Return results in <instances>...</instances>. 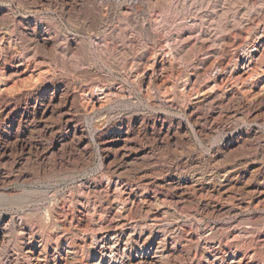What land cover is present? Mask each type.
Listing matches in <instances>:
<instances>
[{"label": "rangeland", "instance_id": "1", "mask_svg": "<svg viewBox=\"0 0 264 264\" xmlns=\"http://www.w3.org/2000/svg\"><path fill=\"white\" fill-rule=\"evenodd\" d=\"M60 231L62 264H264V0H0V264Z\"/></svg>", "mask_w": 264, "mask_h": 264}, {"label": "bare ground", "instance_id": "2", "mask_svg": "<svg viewBox=\"0 0 264 264\" xmlns=\"http://www.w3.org/2000/svg\"><path fill=\"white\" fill-rule=\"evenodd\" d=\"M27 203V202H26ZM93 211V210H92ZM47 212V211H46ZM45 212V213H46ZM50 212V211H49ZM106 215H108V217L110 216V214H111V211H109V209L108 210H106V211H103ZM125 213V212H124ZM50 214V213H49ZM93 214H95V213H93ZM96 214H97V212H96ZM95 214V215H96ZM123 215V214H122ZM48 216V215H47ZM92 216V215H91ZM116 216H118V213H117V215ZM51 217H52V215H51ZM81 217V216H80ZM79 217V218H80ZM45 218L46 219H48L46 216H45ZM72 218V217H71ZM114 219V218H113ZM46 221V220H45ZM77 221V220H76ZM49 222V221H48ZM48 222H46L47 224H48ZM78 223H79V225L82 227H85L84 225H83V219H80V221H77ZM45 223V222H44ZM45 223V224H46ZM85 223V222H84ZM54 226V225H53ZM53 226H52V230H55V229H53ZM61 226V225H60ZM45 227H46V225H45ZM57 227V229H58V225L56 226ZM82 227V228H83ZM87 227V226H86ZM86 227H85V229H86ZM88 228V227H87ZM89 228H90V226H89ZM102 228V227H101ZM47 229V228H46ZM43 230V229H42ZM63 230H65V229H63ZM83 230V229H82ZM88 230V229H87ZM91 230V229H90ZM57 231V230H56ZM84 232L83 233H88V232H86L85 230H83ZM100 231V230H99ZM53 232V231H52ZM57 232H59V231H57ZM89 233H92V231L91 232H89ZM61 234V231H60V233H56V235H55V243H56V248H55V252H56V256L54 257V259H51L50 258V256H49V250H48V248H49V246L53 243L51 240H46V241H44V243L41 245V246H38L36 243H34V242H31L30 244V247H29V251L27 252L28 254L30 253L31 254V256H32V258H33V260L35 261V262H40V261H42V262H46V263H48V264H62L61 263V255H60V253L61 252H63L62 251V248H61V242L63 241V238H65V237H63V234L62 235H60ZM51 235H52V233H51ZM70 235V234H69ZM50 236V235H49ZM68 236V235H67ZM53 237H54V235H53ZM67 243H68V248L67 249H65V255H66V258H65V262H66V264H75L76 262V260L78 259V260H80V261H82L83 259H84V256H86L85 255V248L87 247V246H81L80 244H77V242H76V240L74 239V238H72L71 239V242H70V239H66L65 240ZM64 241V242H65ZM69 241V242H68ZM66 244V243H65ZM40 245V244H39ZM89 245H91V246H94V245H96L95 243H92V244H89ZM98 248L100 249V247L98 246ZM97 248V249H98ZM100 253V252H99ZM78 257H80V259L78 258ZM53 258V257H52ZM79 261V262H80ZM75 262V263H74ZM83 264V263H82Z\"/></svg>", "mask_w": 264, "mask_h": 264}]
</instances>
